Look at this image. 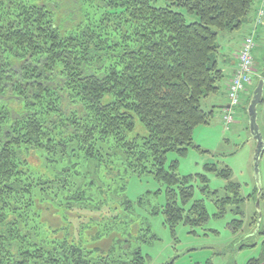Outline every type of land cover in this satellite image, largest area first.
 Listing matches in <instances>:
<instances>
[{"label": "trees", "instance_id": "1", "mask_svg": "<svg viewBox=\"0 0 264 264\" xmlns=\"http://www.w3.org/2000/svg\"><path fill=\"white\" fill-rule=\"evenodd\" d=\"M63 1L0 0V264H146L132 243L157 236L134 215L126 181L93 190L77 187L68 167L51 178L43 171L82 154L124 166L164 186L155 195L165 202L152 215H164L172 230L204 227L210 215L194 198L196 178L180 176L169 155L200 149L194 131L214 118L202 103L226 79L220 35L241 30L256 0H72L81 17H62ZM95 2L105 7L99 19ZM260 10L264 3L255 23ZM260 80L264 74L252 91ZM205 169L228 182L223 196L213 193L215 216L231 212L232 233L242 232V186L228 167ZM198 179L211 192L208 177ZM86 220L96 226L87 245ZM107 239L109 249L97 245ZM247 264H264V241Z\"/></svg>", "mask_w": 264, "mask_h": 264}, {"label": "rangeland", "instance_id": "2", "mask_svg": "<svg viewBox=\"0 0 264 264\" xmlns=\"http://www.w3.org/2000/svg\"><path fill=\"white\" fill-rule=\"evenodd\" d=\"M73 4L72 0L63 1L62 17L69 16V13H73V11H77V16L81 17L79 9H75ZM154 4L165 6L167 3L166 0H155ZM94 6L97 7L96 17L99 19L103 15L105 7L99 6L97 2ZM256 6L257 0L254 7ZM86 8L89 11V8ZM189 20L192 22L197 18L194 16ZM67 26H71L70 23H67ZM244 34H246L244 28L230 33L234 39ZM255 41L257 47L254 51V84L264 74V39L263 41L255 39ZM225 42V39L220 38L221 44H227ZM14 103L13 101L5 102L4 106L12 108ZM249 105L250 103L247 102L236 109L235 123L231 124L228 131L220 114L214 116L210 125L198 126L194 131V142L200 149L190 148L187 156L180 158L176 154L169 155L170 162L179 159L178 174L180 176L196 178L193 183L195 186L194 198L203 201L210 215V219L204 227L192 230L189 226L180 224L175 230H172L166 225L164 215L161 213L152 215L153 209L165 202L163 193L160 196L155 195L159 190L164 191V186L152 176L142 179L131 176L130 171L126 170L124 166L108 165L98 161L97 163L101 165H97L87 157H83L82 154L78 157L68 158L64 164L57 165L56 168L50 170L44 168L43 174L51 178L64 167H68L73 174L70 176V180L77 187L87 188L91 183L90 187L93 190L102 185L104 187L111 186L112 190H115L126 181L127 189L124 192L136 204V214L134 215L146 226H150L151 233L157 236V239L147 243H136L135 241L132 243L134 248L141 246L143 255L147 257L146 264H247L250 259L260 256L264 241V235L261 234L264 231V153L258 162L257 177L255 163L257 142L250 131ZM258 126L264 141V102L258 106ZM212 164L217 165L219 169L228 167L232 171V181L239 183L242 186V195L249 198V201L243 206L246 213L245 227L242 232L236 235L229 227L230 223L238 219L234 214L229 212L222 218L215 216L217 213L216 195L213 193L218 191L219 196H223L228 182L216 173L206 171L205 166ZM41 168H43L42 164L39 165V169ZM201 174L206 175L209 179L211 191L209 193L202 192L203 185L198 179ZM92 192L87 191L89 195ZM141 197L144 200L142 204L139 203ZM64 202L66 203V201ZM57 203L55 206H58ZM44 215L52 227L61 225L58 215L48 211ZM71 220H73V215ZM110 220V217L106 219L108 222ZM85 223H87L85 226L87 234H84L82 239L87 245L90 243L89 232L96 226H93L89 220H86ZM111 242V239H107L97 245L109 249L112 245Z\"/></svg>", "mask_w": 264, "mask_h": 264}, {"label": "crops", "instance_id": "3", "mask_svg": "<svg viewBox=\"0 0 264 264\" xmlns=\"http://www.w3.org/2000/svg\"><path fill=\"white\" fill-rule=\"evenodd\" d=\"M263 3L264 0H257V6L255 7L253 15H251L249 22L241 28V30H243L244 28L246 34L242 36L241 35L237 36L235 37V39L233 38L232 35H230V33H223L220 35V38L225 39L226 41L225 43H227V44L224 43L222 44L224 58L221 61V67L226 73V79L223 82V84H221L219 93L204 100L202 105L206 111H214V116L220 114L221 120L223 119V115L229 107V99H228L229 85L238 67V54L243 40L247 36L253 34L254 32H255V38L257 40L263 41L264 39V21L262 24L258 26L255 23L257 12ZM253 86H251L242 95V101H241L242 104L251 101L250 99L252 98L251 93Z\"/></svg>", "mask_w": 264, "mask_h": 264}, {"label": "built area", "instance_id": "4", "mask_svg": "<svg viewBox=\"0 0 264 264\" xmlns=\"http://www.w3.org/2000/svg\"><path fill=\"white\" fill-rule=\"evenodd\" d=\"M264 21V10H260L257 26ZM256 48L255 35L252 34L244 39L239 54L238 67L230 82L228 90V99L230 109L224 116L227 129L234 122V110L241 104V98L247 88L253 84L254 77V50Z\"/></svg>", "mask_w": 264, "mask_h": 264}, {"label": "water", "instance_id": "5", "mask_svg": "<svg viewBox=\"0 0 264 264\" xmlns=\"http://www.w3.org/2000/svg\"><path fill=\"white\" fill-rule=\"evenodd\" d=\"M264 81L260 80L258 86L255 88L252 99L249 105L248 113L250 119V131L257 142V150L255 155L256 175L258 177V162L264 153V141L258 126V106L264 99Z\"/></svg>", "mask_w": 264, "mask_h": 264}]
</instances>
